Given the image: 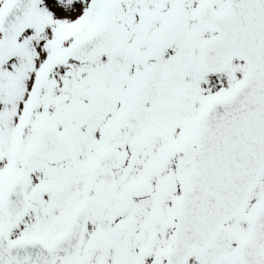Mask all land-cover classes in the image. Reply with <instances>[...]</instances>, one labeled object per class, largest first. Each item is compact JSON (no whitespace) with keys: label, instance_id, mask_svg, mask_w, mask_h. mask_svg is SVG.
Masks as SVG:
<instances>
[{"label":"snow or ice","instance_id":"6c2138e0","mask_svg":"<svg viewBox=\"0 0 264 264\" xmlns=\"http://www.w3.org/2000/svg\"><path fill=\"white\" fill-rule=\"evenodd\" d=\"M0 264H264V0H0Z\"/></svg>","mask_w":264,"mask_h":264}]
</instances>
